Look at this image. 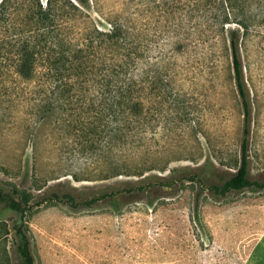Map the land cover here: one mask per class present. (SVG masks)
Returning <instances> with one entry per match:
<instances>
[{"label": "rangeland", "instance_id": "rangeland-1", "mask_svg": "<svg viewBox=\"0 0 264 264\" xmlns=\"http://www.w3.org/2000/svg\"><path fill=\"white\" fill-rule=\"evenodd\" d=\"M172 1L178 2L177 19L191 7V0L189 5L186 0H89L88 12L101 27L119 21L132 31L135 16L137 29H148L149 63L162 52L159 68L179 87L177 98L170 95L162 103L166 120H152L155 126L149 128L151 160L167 167L157 173L206 163L227 175L239 163L243 132L230 59L221 55L219 43L201 42L195 18L175 36L170 28L175 27L168 26ZM256 9L258 22L240 36L239 51L250 103L249 175L264 181V0ZM174 37L185 44L181 52L169 50ZM8 95L0 93V187L27 188L34 198L22 215L0 203V264H20L14 226L23 222L34 264H264V190L243 188L225 197L206 193L197 214L196 184L187 181L151 200L78 208L41 201L46 188L84 195L126 178L72 179L68 172L84 169L85 155L69 152L54 122L38 125L34 110L10 104Z\"/></svg>", "mask_w": 264, "mask_h": 264}, {"label": "trees", "instance_id": "trees-1", "mask_svg": "<svg viewBox=\"0 0 264 264\" xmlns=\"http://www.w3.org/2000/svg\"><path fill=\"white\" fill-rule=\"evenodd\" d=\"M260 2L191 0L186 15L179 19L173 14L178 2H171L168 26L175 27H170L175 36L181 34L184 22L195 18L202 27L201 42L219 43L221 55L229 57L243 108V132L233 172L222 175L203 163L196 168L174 166L162 175L167 167L151 160L148 132L155 126L152 120H166L162 103L170 95L177 98L179 87L173 79L169 83L159 68L157 57L162 59V52L149 63L146 26L143 32L137 29L134 16V31L119 21L101 27L88 12L89 0H45L44 4L0 0V93L9 94L10 104L34 110L38 125L54 122L62 138L66 137L65 148L85 155L84 169L68 172L72 179L126 178L117 186L84 195L46 188L39 194L41 201L61 200L78 208L98 201L151 200L166 197L160 191L187 181L196 184L193 207L197 214L206 193L225 197L243 188L264 190V181L249 175L250 103L239 51L240 36L244 38L258 22ZM85 19L91 24H77ZM184 45L182 38L174 37L169 50L181 52ZM32 198L27 188L0 187V203L20 215ZM25 226L24 222L14 226L20 264H34Z\"/></svg>", "mask_w": 264, "mask_h": 264}]
</instances>
